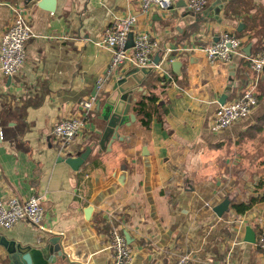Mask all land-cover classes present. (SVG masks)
<instances>
[{"label": "crops", "instance_id": "0c3cea01", "mask_svg": "<svg viewBox=\"0 0 264 264\" xmlns=\"http://www.w3.org/2000/svg\"><path fill=\"white\" fill-rule=\"evenodd\" d=\"M186 1L141 13L140 0H56L49 13L41 0H0V37L11 7L27 12L33 33L18 74L9 82L0 74V201L44 195L49 227L40 235L25 222L0 229V264H10L5 241L36 248L55 237L62 254L49 264H111L113 227L130 241L131 264H174L185 254L190 264H264L249 241L264 224V71L246 64L264 49V0L226 1L218 11L208 0L200 13L187 11ZM127 15L136 17L127 45L148 34L154 67L132 95L134 121L118 129L122 140L99 153L102 105L136 67L127 62L104 80L89 135L68 149L75 155L92 146L73 171L51 143L52 128L97 94L112 56L102 35L113 16ZM225 33L241 41L240 54L228 64L209 63L198 48ZM246 91L258 101L251 114L212 132L222 96L227 104ZM137 103L150 116L147 127ZM224 199L228 212L219 218L213 208ZM251 202L244 214L233 208Z\"/></svg>", "mask_w": 264, "mask_h": 264}, {"label": "built area", "instance_id": "2783aa9c", "mask_svg": "<svg viewBox=\"0 0 264 264\" xmlns=\"http://www.w3.org/2000/svg\"><path fill=\"white\" fill-rule=\"evenodd\" d=\"M207 5L208 0H187L185 8L189 12L200 13ZM139 6L141 13H147L153 7L161 11H169L173 7V0H140ZM11 12V24L0 37V74L9 78L17 75L24 64L26 44L33 36L27 12L25 13L18 7H11ZM135 23L136 17L133 15L112 17L100 42L103 47L112 52V56L104 77L97 82V94L82 98L77 102L74 114L55 122L51 131V143L66 157L70 154L68 149L71 145L78 139L82 140L89 135L86 130L87 124L90 120V113L94 111L98 103L99 89L104 80L127 62L137 69L154 67L152 55L156 45L148 34H136L132 40V47L127 48L128 37ZM198 49L209 63L228 64L240 54L241 41L225 33L218 36L216 41ZM246 64L255 74L263 72L264 49L246 58ZM257 102L256 95L246 91L233 102L219 106L212 118L211 131L214 133L224 131L236 122L247 118L257 106ZM45 199L44 195L36 194L31 195L25 201L16 197H11L6 202L0 201V229L10 230L18 222H25L33 226L39 235L47 233L49 227L46 221ZM205 207L211 210L209 203H205ZM261 223L257 229L254 245L264 253V224ZM108 249L111 251V264H131L132 249L117 228L111 229ZM190 262L191 257L185 254L181 255L174 264H190ZM223 264H231V262L226 259Z\"/></svg>", "mask_w": 264, "mask_h": 264}, {"label": "water", "instance_id": "95a60500", "mask_svg": "<svg viewBox=\"0 0 264 264\" xmlns=\"http://www.w3.org/2000/svg\"><path fill=\"white\" fill-rule=\"evenodd\" d=\"M231 0H216L212 7L214 11H218L220 5L223 2ZM56 0H41L38 7L49 13L55 12ZM132 47V45L130 46ZM127 45V48H130ZM156 64V63H155ZM151 72V69H133L126 73L113 87L112 92L105 99L104 104L101 108V119L105 122V128L98 141L99 153L108 149L111 142L117 139L121 141L122 139L118 135V129L124 125L134 121V116L129 115L130 107L132 103H135L132 99V95L136 92H142L140 85L142 84L145 76ZM11 78L8 77V82ZM226 96L223 95V101L220 103L224 104ZM100 105L97 106L99 110ZM92 146H86L84 150L75 155L69 154L64 160L65 163L73 170L78 171L79 168L85 163L87 158L91 153ZM230 201L229 199H224L222 203L218 204L213 208V212L217 217H222V215L228 212ZM249 231V228L246 229ZM128 244H130L127 235L124 236ZM254 243V235L252 239L249 240ZM58 238L49 239L47 245L44 247H21L14 242L4 243V247L8 253V260L10 264H49V262H54V254L60 256L62 254L61 247L58 244Z\"/></svg>", "mask_w": 264, "mask_h": 264}, {"label": "trees", "instance_id": "16d2710c", "mask_svg": "<svg viewBox=\"0 0 264 264\" xmlns=\"http://www.w3.org/2000/svg\"><path fill=\"white\" fill-rule=\"evenodd\" d=\"M135 108H136L135 110L138 113H142L143 114V120H141V124L144 127H147L148 124H149V119H150L149 114H147L145 111H142L143 110L142 103H137L136 106H135ZM251 205H252V202L249 203V204L233 205V208L235 209V211H236L237 214H244L246 211H248L250 209Z\"/></svg>", "mask_w": 264, "mask_h": 264}, {"label": "rangeland", "instance_id": "374dc122", "mask_svg": "<svg viewBox=\"0 0 264 264\" xmlns=\"http://www.w3.org/2000/svg\"><path fill=\"white\" fill-rule=\"evenodd\" d=\"M128 40H129V37H128Z\"/></svg>", "mask_w": 264, "mask_h": 264}]
</instances>
